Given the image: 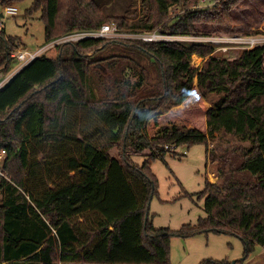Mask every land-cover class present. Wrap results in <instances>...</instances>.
<instances>
[{"label": "trees", "instance_id": "trees-1", "mask_svg": "<svg viewBox=\"0 0 264 264\" xmlns=\"http://www.w3.org/2000/svg\"><path fill=\"white\" fill-rule=\"evenodd\" d=\"M198 2L142 0L147 15L139 28L103 14L95 0H35L29 13L41 11L44 44L104 23L124 33L203 36L208 33L194 24L200 10L190 8ZM217 6L201 16L203 23L227 19L213 15ZM19 48L17 39L0 30V77ZM49 50L0 86L1 168L9 175L0 177V264H170L173 235L209 231L237 236L243 259L256 245L264 248V43L216 51L204 41L95 37ZM193 54L205 58L201 67L191 65ZM142 58L152 73L144 71ZM91 75L100 80L93 83ZM93 85L102 87L103 99H95ZM196 88L203 97L219 98L204 108L192 97ZM80 107L96 117L107 138L97 143L75 137L67 112ZM217 131L249 146L219 148L216 154L208 138ZM70 141L78 143L77 154L65 146ZM30 142L50 147L44 162L36 158L31 164L42 170H30L32 179L46 176L52 184L41 190L27 181ZM173 144L205 145L218 178L205 180L198 193L204 215L177 230L156 228L149 220L157 189L150 160L163 159L166 145ZM112 147L120 154L112 155ZM82 215L94 223L80 222ZM199 264L231 262L204 258Z\"/></svg>", "mask_w": 264, "mask_h": 264}, {"label": "rangeland", "instance_id": "rangeland-1", "mask_svg": "<svg viewBox=\"0 0 264 264\" xmlns=\"http://www.w3.org/2000/svg\"><path fill=\"white\" fill-rule=\"evenodd\" d=\"M34 1L19 0L14 3L11 2L2 5L0 0V30L3 29L6 35L17 39L20 44V48L13 53L23 48L32 51L44 45L45 32L44 21L40 17L41 11L37 9L32 14L29 13V9L32 7ZM95 1L103 14L122 16L125 19L124 22L127 27L139 28L145 25L147 7L142 3V0ZM227 2H230V4L227 5ZM217 3V9L212 11L213 15H223L227 19L225 18L223 22L215 25L213 24L214 22L203 23L204 21L201 20H204V18L201 16L207 17L208 14L210 15L209 10H212L210 9L211 5ZM5 5L15 6L17 13L12 15L5 12ZM190 8L200 10L198 12L201 14L194 21L195 27L208 34L203 36L164 34L169 38L167 40H177L185 44L194 41H211L215 42L209 43L215 44L216 51H228L238 49L233 48L235 44L229 41L230 36H264V0H199L197 4L192 5ZM175 13H178V10L173 12L172 16ZM125 30H128V28ZM147 33L152 32H131L125 34L129 37L145 39L144 36ZM218 41L224 42L218 43ZM220 46H224V49L219 48ZM117 53L120 54L121 52ZM232 54L235 55L236 52H232ZM204 60V57L193 54L191 57V65L193 67H201ZM141 61L145 65L144 71L152 73L151 67H146V58H142ZM16 63H18L17 60L11 63L5 79L10 77L12 67ZM91 77L93 83L100 80L95 75H91ZM131 80L135 81L136 76L131 75ZM101 88L98 89L93 85V93L97 100L103 99L105 96ZM196 90L192 97L204 108L211 107L219 98V95L215 93H210L208 97H203L199 88H196ZM67 122L72 127L75 137L78 139L87 140L91 138L93 142L99 143L107 138V132L103 133V131L99 130L102 127L100 122L88 109L80 107L69 110L67 112ZM208 139V148L213 149L216 154L224 149H232L237 146H249V141H243L236 135L225 134L221 131L214 132ZM65 146L71 149L73 155L77 154L75 150L78 148V143L70 141ZM47 148L50 147L43 145L42 147H38L34 142H30L29 144L27 181L30 183V186L31 184H35V187L39 183V190L46 186H52V184L48 182L49 180L47 181L46 176H42L43 178L40 177L39 179L37 177L32 179L30 170L34 169L36 173L42 170L31 164L36 162L37 159L40 160V158L44 162V156H46V153H50ZM219 148H221V151L218 150ZM168 150V153L165 154L163 159L155 158L150 160L151 171L157 180V189L149 200V220L156 228L177 230L184 224L195 225L198 218L204 215L203 198H199L198 193L203 189L205 180L211 182L218 180L216 178L217 162L210 161L207 158L205 145L201 144L193 145L189 149L181 146L176 149V152L171 149ZM109 151L114 156L120 154V148L112 147ZM133 159L137 161L139 157L133 156ZM142 162L143 158L140 163ZM74 173L73 171L71 174L73 175ZM39 175H43V173ZM42 179L43 182L41 181ZM41 182L43 187L40 185ZM1 200L2 194H0V202ZM243 252L244 246L242 241L235 235L213 231L198 232L187 237L173 235L170 238L169 260L170 264H199L204 258L224 259L229 262L239 258L234 264H264L263 247L256 245L254 250L245 259H242L244 256Z\"/></svg>", "mask_w": 264, "mask_h": 264}, {"label": "built area", "instance_id": "built-area-1", "mask_svg": "<svg viewBox=\"0 0 264 264\" xmlns=\"http://www.w3.org/2000/svg\"><path fill=\"white\" fill-rule=\"evenodd\" d=\"M4 11L9 13V14H16L17 13V8L13 5H5L4 6ZM127 34L124 32H121L116 24H111V23H104L102 24L98 29L95 30H79V31H72L69 33H66L59 38L48 42L44 44L43 46L34 49L32 51L27 50V49H20L16 53H13L15 55L18 66L16 70L18 71L22 67H24L26 64L31 62L33 59L38 57L40 54L44 53L45 51L49 50L50 48H53L56 44L58 43H63V42H75L78 40L86 39V38H95V37H126ZM145 39L147 38L148 40H167L169 39L167 35L161 34L157 31H154L152 33H147V35L144 36ZM228 38V37H227ZM229 41L231 43H234L233 48H238V49H246V48H251L256 44L259 43H264V36L260 37L258 35H252V36H247V35H233L229 37ZM211 42V41H209ZM224 41H218V43H221ZM215 43V42H211ZM215 45V44H213ZM224 46H220L219 48H223ZM232 47V46H230ZM227 49V48H226ZM1 85V84H0ZM167 148H170L171 150L176 152V149L180 146L176 145H166ZM4 151L2 150L0 152V177H3L5 179H9V175L7 172L3 171L1 168V162L3 159Z\"/></svg>", "mask_w": 264, "mask_h": 264}, {"label": "crops", "instance_id": "crops-1", "mask_svg": "<svg viewBox=\"0 0 264 264\" xmlns=\"http://www.w3.org/2000/svg\"><path fill=\"white\" fill-rule=\"evenodd\" d=\"M17 66H18V63H16L13 67H12V70H11V72H10V77L9 78H7V79H5L6 77H7V75L6 74H8V72L4 75V77H2L1 79H0V82H2L1 83V85H3L5 82H7L16 72H18L17 70H16V68H17ZM3 79H5V80H3ZM2 80V81H1ZM0 85V86H1ZM217 178V177H216ZM216 181V180H215ZM214 181V182H215ZM89 214H92L94 217H96L95 215H94V213H89ZM79 220H80V222H84L85 221V223L86 224H91V223H94V221H92V218H91V216H86V215H82L81 217H79ZM236 260H239V258H236Z\"/></svg>", "mask_w": 264, "mask_h": 264}, {"label": "water", "instance_id": "water-1", "mask_svg": "<svg viewBox=\"0 0 264 264\" xmlns=\"http://www.w3.org/2000/svg\"><path fill=\"white\" fill-rule=\"evenodd\" d=\"M243 258H244V257H242V259H243ZM235 261H236V259L232 260V261H231V264H234Z\"/></svg>", "mask_w": 264, "mask_h": 264}]
</instances>
